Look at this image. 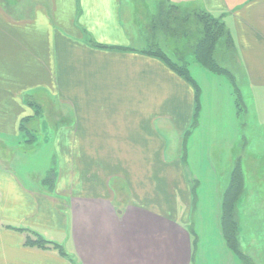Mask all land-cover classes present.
<instances>
[{
  "label": "rangeland",
  "instance_id": "1",
  "mask_svg": "<svg viewBox=\"0 0 264 264\" xmlns=\"http://www.w3.org/2000/svg\"><path fill=\"white\" fill-rule=\"evenodd\" d=\"M119 1L115 14V5L107 9L108 1L104 0L94 19L97 14L96 20L123 22L128 35L143 33L144 43L102 44L79 25L83 39L101 51L149 55L187 84L171 67L186 70L193 80L188 83L191 94L177 86L151 93H145L150 86L134 82L120 87L104 75L108 64L98 55L83 64L68 60L67 68L61 69L73 75L56 76L54 70L62 63L50 62L56 48L49 41H36L38 33H48L40 25L44 23L40 8L46 0H0V169L14 172L38 195L54 199L55 193L57 205L62 207L69 205V198L77 191L76 196L95 195L94 187L109 182L112 193L122 201L132 197L134 201H153V207L168 212L185 208L186 213L190 209V264H196L199 248L207 259L219 251V247H212L213 239L202 248L211 223L219 229L227 249L223 254L227 257L221 260L229 264L264 263L263 249L254 245L256 240L264 244V236L257 235L253 227L247 229L249 211L259 203H253L252 198L247 201L248 194L259 191L248 185L256 181L255 166L259 156H264V87H250L252 82L264 84V55L255 67L252 55L253 47L254 55L264 53V15L260 9L248 13L257 1ZM99 2L91 0L90 8ZM47 17L49 24H56L49 11ZM214 21L220 29L211 26ZM205 26H210L212 37L210 58L222 73L210 72L196 61ZM236 33L244 36L241 45ZM9 51L18 58L15 63L10 61ZM128 71L134 75V70ZM145 96L149 101L137 99ZM152 119L158 122L159 131L149 124ZM248 136L254 139L246 141ZM248 148L259 155L253 156L255 161ZM262 179L264 187V176ZM258 207L264 225V204ZM224 218L226 234L231 237L228 245L222 233ZM1 226L17 231L24 227L8 221H1ZM36 232H24L23 243L30 240L33 245L37 236L56 237L47 230ZM232 233L235 248L231 246Z\"/></svg>",
  "mask_w": 264,
  "mask_h": 264
},
{
  "label": "crops",
  "instance_id": "2",
  "mask_svg": "<svg viewBox=\"0 0 264 264\" xmlns=\"http://www.w3.org/2000/svg\"><path fill=\"white\" fill-rule=\"evenodd\" d=\"M103 1L100 0L99 4H95L92 9L90 8L91 0H46L41 6L40 14L44 23L40 25H43L48 33H38L36 41L40 44L42 41H49V44L54 49L56 48L55 55H50V62H62L60 68L54 70L56 76L73 75L72 73L69 74L70 71L67 69H61L67 68L65 63L68 60L71 63L76 61L83 64L89 58L90 61H93L95 55H98L97 57L105 59L108 64L104 75L110 77V80L112 78L110 82H117L120 87L126 88L128 83L134 82L150 86L145 93H151L156 89L169 90L171 88L175 89L174 86H177L183 87L185 93L190 95L192 91L190 84L183 82L158 60L149 55L135 51L122 52L110 49L101 51L88 45L83 39L84 36L79 25L85 27L87 32L91 33L92 37L102 44L117 42L120 44L126 43L127 45V42H130L137 45L144 43L143 33L136 36L128 35L127 25L123 22L116 20L110 23L96 20L99 18L97 14L96 19H94L93 14L99 12ZM105 1H108L107 9L111 8V4L115 5L113 11L116 14L118 5L121 2L119 0ZM256 1V4L249 6L248 13L260 9L259 12L264 15V0ZM48 11L56 24L48 23ZM90 14L92 15L90 16ZM27 26L31 28L30 23ZM237 29L238 27L235 28V30ZM41 30L43 31V28ZM244 30H246L247 36L248 29L244 28ZM249 35L252 36L253 34L250 33ZM237 36L236 33V39ZM238 38H241V41L244 36H238ZM241 43L242 41L240 45ZM252 49L253 66L255 67L260 61V55H264V53L254 55L256 47ZM56 53H60L61 56H56ZM9 56L10 61L13 63L18 60L17 57H13L11 51H9ZM144 61L146 62L144 63ZM111 69H113V72H111ZM128 70H134V75H130ZM251 86L261 88L264 87V84L252 82ZM143 91H146V89H143ZM149 98L145 96L137 99H140L139 101H149ZM124 101L126 100H120V103ZM21 106L25 107L24 105ZM189 113L190 111H188ZM16 122L18 123V120H15ZM123 123L121 122V124ZM156 123L158 122L153 121V119L149 122L153 128L159 131V126ZM152 127L149 129L151 130ZM165 139L168 140V138ZM253 139L254 136H248L246 141ZM262 150L264 152V149ZM246 151L254 161L253 156H259L252 148H248ZM259 157V164L255 166L257 172L254 173L257 176L256 181L248 187L258 188L259 191L260 189L263 190L258 191L256 194L253 192L248 194V202L252 198L253 203L257 201L259 203L255 204L250 211L246 207L244 209L246 208L250 212L248 220L246 219L248 222L247 229L253 227L257 235L261 233L264 236L262 215L260 214V217L258 214L260 212L258 205L261 202L264 204V187L261 186L264 175L260 176L264 172V159H262L264 156L260 155ZM174 159L173 156L169 160ZM128 186L130 185L128 184ZM146 190L151 192L150 188H146ZM93 193L95 195L76 196L77 191L74 194L75 197L71 195L69 198V205L62 207L57 205L55 193L54 199L46 194H39V196L32 192L30 187H26L15 176L14 172L0 169V264H190L192 260L191 232L187 228L190 222V209L186 210V213L185 208L180 209L179 212H176L177 210L168 212L162 207L160 209L153 207L151 205L153 201L148 203L134 201L133 197L122 201L114 192L112 193L109 182L104 183L103 186L94 187ZM260 193L262 197H260ZM71 194L73 193L71 192ZM253 194L257 198H254ZM259 199H262V201H259ZM238 204L246 206L247 202L246 204L238 202ZM181 217L185 218V222L180 220ZM1 221L12 222V224L14 222L23 223V231L2 228ZM257 221L258 224L254 225ZM260 221L262 228L259 231ZM211 225L212 223L208 227L209 234L207 235L209 238L202 239L204 243L202 248L205 249L206 245L213 239L212 247L216 249L219 247V251L216 253H214L216 250L212 251L215 260L211 261L212 253H210V259H207L203 257L201 248H199L198 260L195 259L196 264H229L224 259L221 260L222 257H227L225 256L227 249L219 237V229ZM36 229H43L56 234V237L46 238L45 240L61 246L63 254L56 248L24 245L23 233L36 232ZM253 234V236H257L255 232ZM260 242L256 240L254 245H256V249L262 248L264 252V244ZM205 252L204 250V255ZM206 254L209 255V253ZM223 254L225 255L223 256ZM203 258H205L204 261H202Z\"/></svg>",
  "mask_w": 264,
  "mask_h": 264
},
{
  "label": "trees",
  "instance_id": "3",
  "mask_svg": "<svg viewBox=\"0 0 264 264\" xmlns=\"http://www.w3.org/2000/svg\"><path fill=\"white\" fill-rule=\"evenodd\" d=\"M211 26L217 27L218 29L221 28V26L219 25V23H217L216 21H214V23L211 24ZM209 27L210 26H205L204 27V29L206 30V34H205L204 38L202 39V41L200 42V45L196 49L195 58H196V61L199 63V65L202 66L203 68H205L206 70H208L210 72H214L216 74L217 73H222L221 68L219 69V68L215 67L213 65V62H212L211 58H210L209 46L210 47L212 46V43H210L212 37H211L210 32H209L210 31ZM208 42L210 44H208ZM169 67H171V66H169ZM171 68L174 69L179 76L183 77L186 81H188V83L193 81V80H191L192 78H190V76H189V74L187 73L186 70L179 69V68H176V67H173V66ZM226 75L228 76V74H226ZM230 223L233 225L232 220L230 221ZM225 225H226V223H225V218H224L221 221L222 233H223L224 241L228 245L231 237L226 234V232L228 231V229L225 230ZM227 227L228 226H226V228ZM224 233H225V235H224ZM231 236H232V242H233V244H231V246L233 247V245H234V248H235V244H234L235 243V238H234L233 233H232ZM37 238H39V239L34 240L35 242L32 241L33 242V245L31 243H29L30 240H26L25 243H24V245H29L30 244L29 246H36L37 245V247H40V248H56V249L59 250V252L61 254H63L62 249H61V246L57 245L56 243H53V242L47 241L45 239H42V238H40L38 236H37ZM38 244H40V245H38Z\"/></svg>",
  "mask_w": 264,
  "mask_h": 264
}]
</instances>
